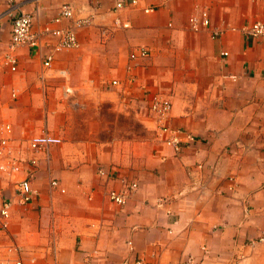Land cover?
<instances>
[{"label":"crops","instance_id":"1","mask_svg":"<svg viewBox=\"0 0 264 264\" xmlns=\"http://www.w3.org/2000/svg\"><path fill=\"white\" fill-rule=\"evenodd\" d=\"M18 1L36 31L63 4L91 24L45 73L52 36L16 51L17 72L0 67V136L8 124L24 169L0 172V188L15 199L29 174L37 192L14 205L11 237L0 232V264L13 241L26 264H264V42L243 33L264 22V0ZM7 7L0 0V14ZM202 8L210 26L194 32L189 18ZM12 20L0 19V60ZM138 48L149 55L131 62ZM156 93L172 102L170 126L197 137L179 154L148 112ZM43 134L62 143L34 152L30 141ZM132 183L125 205L109 200Z\"/></svg>","mask_w":264,"mask_h":264},{"label":"built area","instance_id":"2","mask_svg":"<svg viewBox=\"0 0 264 264\" xmlns=\"http://www.w3.org/2000/svg\"><path fill=\"white\" fill-rule=\"evenodd\" d=\"M8 7L0 14V19L6 16H13L12 32H11V46L9 51L1 58L0 67H4L11 72H17L18 70V57L16 51L21 47H29L31 49H38L42 46L46 37L52 36L56 38V43L53 46V50L46 53L43 57L44 73L52 68V64L55 58V53L77 49L80 46L77 32L83 27L89 26L91 21L89 18H77L75 15V9L70 4H63L60 7V11L50 25L45 26L42 30L36 31L34 28V15L31 12L26 11L24 4L18 0H7ZM131 6L139 4V0H129ZM125 7L124 1H119L116 4V9H122ZM152 8L145 9L148 13L152 11ZM63 21H68L69 25L66 27H59ZM53 25L57 27L54 28ZM125 26H128L127 24ZM210 26V13L207 8H202L198 15H192L189 18V27L194 32H199L204 28ZM243 33L246 37L251 39H257L264 42V22L255 21L251 24L243 27ZM220 33H215L216 37ZM149 55V51L146 48H138L130 54V61L135 62L138 58H146ZM227 56L228 53H223ZM130 65L128 70H131ZM133 82V79L130 78ZM117 80L113 81V85H118ZM71 90L67 89V93ZM15 96V95H14ZM171 100L161 93L153 94L149 98L148 112L156 122L158 129V136L163 143L173 150L175 154L181 153L186 147H188L197 137L190 132L183 131L178 128H173L169 124V116L172 110ZM5 132L0 136V172L9 173L17 176H21L24 173L23 162L11 150V127L6 124L4 127ZM62 140L51 136L50 134H43L33 137L30 141L31 149L36 152L42 147L50 145L61 144ZM32 165L37 164V160L31 161ZM101 175H105L104 170L99 171ZM53 188L58 187V181H52ZM138 184L132 183L122 190H110L108 192V198L116 205H125L131 193L137 190ZM64 192V190H62ZM37 195L34 191L29 180V174L24 177H19L15 182V199L9 198L3 195L0 188V232L6 233L11 237L10 223L12 219V210L14 205H29ZM259 242L264 243V231L260 236ZM11 245L7 249V254L3 259V264H26L23 250L17 245L16 242H11ZM136 264H144L142 261H137ZM180 264H197L194 259L190 258L181 262Z\"/></svg>","mask_w":264,"mask_h":264},{"label":"rangeland","instance_id":"3","mask_svg":"<svg viewBox=\"0 0 264 264\" xmlns=\"http://www.w3.org/2000/svg\"><path fill=\"white\" fill-rule=\"evenodd\" d=\"M30 59H34V53H30V56H29ZM15 227H17V225L14 224Z\"/></svg>","mask_w":264,"mask_h":264},{"label":"bare ground","instance_id":"4","mask_svg":"<svg viewBox=\"0 0 264 264\" xmlns=\"http://www.w3.org/2000/svg\"><path fill=\"white\" fill-rule=\"evenodd\" d=\"M64 22V21H63ZM62 22V23H63ZM69 25V24H68ZM78 34V33H77ZM129 68V67H128ZM132 69H133V66H132V68H131V70H128L129 72H131L132 71ZM32 161V160H31ZM31 164V163H30ZM32 165V164H31ZM37 165V164H36ZM36 165H32V166H36ZM32 186V185H31Z\"/></svg>","mask_w":264,"mask_h":264}]
</instances>
